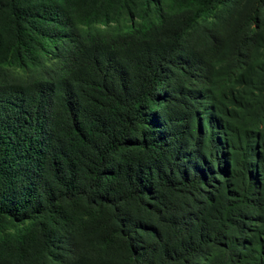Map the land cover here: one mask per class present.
<instances>
[{
    "label": "trees",
    "instance_id": "trees-1",
    "mask_svg": "<svg viewBox=\"0 0 264 264\" xmlns=\"http://www.w3.org/2000/svg\"><path fill=\"white\" fill-rule=\"evenodd\" d=\"M0 264H264V0H0Z\"/></svg>",
    "mask_w": 264,
    "mask_h": 264
}]
</instances>
